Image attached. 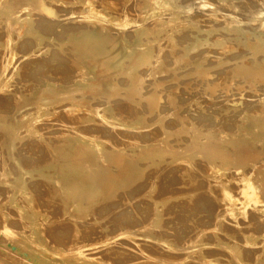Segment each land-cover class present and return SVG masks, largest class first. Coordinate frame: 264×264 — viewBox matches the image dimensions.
Returning a JSON list of instances; mask_svg holds the SVG:
<instances>
[{
	"label": "bare ground",
	"instance_id": "1",
	"mask_svg": "<svg viewBox=\"0 0 264 264\" xmlns=\"http://www.w3.org/2000/svg\"><path fill=\"white\" fill-rule=\"evenodd\" d=\"M239 1L0 0V264H264Z\"/></svg>",
	"mask_w": 264,
	"mask_h": 264
},
{
	"label": "rangeland",
	"instance_id": "2",
	"mask_svg": "<svg viewBox=\"0 0 264 264\" xmlns=\"http://www.w3.org/2000/svg\"><path fill=\"white\" fill-rule=\"evenodd\" d=\"M212 2H215L217 3V7L220 6V4H218V0H211ZM247 1V0H240L239 2H237L238 5L242 6L240 7V11L244 12L241 8H245L244 7V2ZM216 7V8H217ZM230 10H234L233 8L232 9H229ZM226 13L229 12L228 10H226ZM222 14V13H221ZM245 14V12H244ZM241 15L242 19L243 20H246L247 22L246 23H243L241 24V27L243 28H246L245 30L241 31V32H235L234 30H232L231 32H223V33H220V34H223V35H229V34H233V35H252V36H264V30H261L259 29L260 27V23L259 22H251L248 20V16L247 15ZM231 18L228 16V22H230ZM249 32V33H248ZM232 43H236V42H232ZM245 43V42H244ZM249 43H264V41H253V42H249Z\"/></svg>",
	"mask_w": 264,
	"mask_h": 264
}]
</instances>
